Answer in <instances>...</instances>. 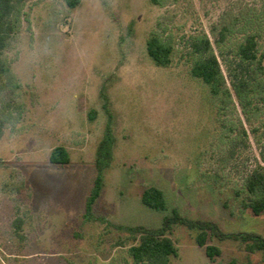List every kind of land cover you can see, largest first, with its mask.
<instances>
[{"label":"rangeland","instance_id":"1","mask_svg":"<svg viewBox=\"0 0 264 264\" xmlns=\"http://www.w3.org/2000/svg\"><path fill=\"white\" fill-rule=\"evenodd\" d=\"M254 12L264 0H28L0 58L10 68L0 74V264H133L116 226L158 228L173 209L264 237V215L241 201L263 162L264 104L247 114L189 73V38L207 34L228 77L222 52ZM152 33L174 47L170 66L149 57ZM107 126L114 156L87 215ZM57 146L69 165L50 163ZM150 186L164 192L166 211L142 203ZM195 235L174 227L179 256L170 264H264V251L216 239L222 255L212 262Z\"/></svg>","mask_w":264,"mask_h":264},{"label":"trees","instance_id":"2","mask_svg":"<svg viewBox=\"0 0 264 264\" xmlns=\"http://www.w3.org/2000/svg\"><path fill=\"white\" fill-rule=\"evenodd\" d=\"M28 0H0V58L10 45L13 34L18 31L20 14ZM154 5H160L161 0H149ZM72 7H76L79 0H68ZM264 12L247 15L242 22V37L223 54V62L227 66L228 77L224 72L219 55L215 52L213 43L207 34H200L189 38V51L192 56L189 73L191 77L200 80L210 89L211 94L218 98L235 96L247 114L253 115L258 104H264ZM232 30L225 28L220 33L217 44L225 42ZM149 57L159 67L172 64L174 47L152 33L146 41ZM10 72L0 61V74ZM253 112V113H252ZM0 125V138L2 137ZM246 133V131H244ZM115 138L109 126L105 129L96 153V165L99 175L94 182L93 189L86 202V214L91 215L97 199L103 188V171L113 160ZM49 161L53 165L65 166L71 163L69 151L63 146L55 147ZM242 198L244 208L255 216L264 215V155L263 162L258 163L245 178ZM141 200L147 207L156 211H166L168 202L164 192L155 186L147 187L141 194ZM99 221L104 222L101 218ZM175 226H184L194 231L197 245L205 249L206 256L214 262L222 255V250L213 244V240L224 242L231 240L245 244L249 253L264 251V237L253 233H226L219 224L212 220L192 219L173 209L170 215L163 218L158 228L144 226H122L116 228L126 233L131 244L128 255L133 264H170L173 257L179 256V249L172 239ZM125 244L120 241L119 245Z\"/></svg>","mask_w":264,"mask_h":264}]
</instances>
